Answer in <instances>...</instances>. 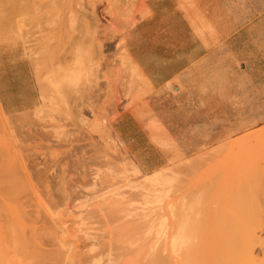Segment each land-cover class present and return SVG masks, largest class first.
Instances as JSON below:
<instances>
[{
    "label": "rangeland",
    "instance_id": "rangeland-1",
    "mask_svg": "<svg viewBox=\"0 0 264 264\" xmlns=\"http://www.w3.org/2000/svg\"><path fill=\"white\" fill-rule=\"evenodd\" d=\"M147 1L0 0V264H107L110 235L136 264H264V0H180L212 51L162 88L126 50Z\"/></svg>",
    "mask_w": 264,
    "mask_h": 264
},
{
    "label": "crops",
    "instance_id": "crops-1",
    "mask_svg": "<svg viewBox=\"0 0 264 264\" xmlns=\"http://www.w3.org/2000/svg\"><path fill=\"white\" fill-rule=\"evenodd\" d=\"M126 50L147 81L162 88L211 54V42L193 28L180 0H148L146 15L128 32ZM0 84L5 108L16 111L15 101Z\"/></svg>",
    "mask_w": 264,
    "mask_h": 264
},
{
    "label": "bare ground",
    "instance_id": "bare-ground-1",
    "mask_svg": "<svg viewBox=\"0 0 264 264\" xmlns=\"http://www.w3.org/2000/svg\"><path fill=\"white\" fill-rule=\"evenodd\" d=\"M149 83V82H148ZM192 163V162H191ZM193 164V163H192ZM218 178V177H217ZM238 183V182H237ZM244 186V185H243ZM212 187V186H211ZM208 188V187H207ZM245 188H247V187H245ZM158 189V188H157ZM241 189H242V187H241ZM246 190V189H245ZM193 191V190H192ZM243 191V190H242ZM241 193V192H240ZM206 194V193H205ZM120 195V194H119ZM128 195V194H127ZM142 195V194H141ZM199 195V194H198ZM172 196V195H171ZM170 196V197H171ZM201 196V195H200ZM151 197V196H150ZM178 197V196H177ZM202 197V196H201ZM244 198V197H243ZM201 199V198H200ZM221 199V198H220ZM231 200V199H230ZM236 200V199H235ZM256 201V200H255ZM115 202V201H114ZM114 202H112L113 204H114ZM120 202V201H119ZM119 202H116V203H119ZM193 202H195V201H193ZM190 203V202H189ZM200 203V202H199ZM249 204V203H248ZM111 205V204H110ZM120 206H122L121 204H119ZM186 205H188V204H186ZM256 205V204H255ZM114 206V205H113ZM169 206V205H168ZM191 206V205H190ZM116 207H118V206H116ZM122 209V208H121ZM124 209V208H123ZM134 209V208H133ZM249 209V208H248ZM112 210V209H111ZM113 211V210H112ZM119 210H117L116 212H115V210H114V212L113 213H111V214H109V217H108V219H109V224L112 222V221H114V222H121L122 221V223L121 224H119L120 225V227H123L122 229H121V231H123V233H127V231H136V230H142V229H150L149 227H152L153 226V224L155 223V218L156 217H150L149 215L148 216H145L143 219H141V220H139V223H137L136 225L135 224H133V223H129V220H128V222H127V219H125L126 218V216H122L121 215V213H119L118 212ZM121 211V210H120ZM123 211V210H122ZM202 211V210H201ZM150 212V211H149ZM186 212H187V210H186ZM151 213V212H150ZM153 213H155V212H153ZM200 213V212H199ZM156 214V213H155ZM206 214V213H205ZM222 214V213H221ZM238 214V213H237ZM154 215V214H153ZM190 216V215H189ZM223 216V215H222ZM208 217V216H207ZM188 218V217H187ZM158 219V218H157ZM136 220V219H135ZM174 220V219H173ZM100 221V220H99ZM131 221V220H130ZM204 221V220H203ZM202 220H201V222L202 223H204ZM188 223V222H187ZM236 223V222H235ZM133 224V225H132ZM163 224V223H162ZM201 224V223H200ZM228 225V224H227ZM178 226V225H177ZM202 226V225H201ZM200 226V227H201ZM163 227V226H162ZM182 227V226H181ZM227 227V226H226ZM164 228V227H163ZM221 228V227H220ZM120 229H119V231H120ZM147 230V231H148ZM151 230V229H150ZM149 230V232H151ZM225 230V229H224ZM229 230V229H228ZM81 231V230H80ZM227 231V230H226ZM238 233V232H237ZM240 233V232H239ZM121 234H122V232H121ZM145 234V233H144ZM149 234V233H148ZM130 235V234H129ZM174 235V234H173ZM233 237H235L233 234H231ZM121 236H123V235H121ZM125 236V235H124ZM138 236V235H137ZM253 236V235H252ZM117 237V236H116ZM131 237V236H130ZM148 237V236H147ZM211 237V236H210ZM85 238V237H84ZM112 238H113V236L112 235H110L109 236V241L106 243V244H101V243H96V245L98 246V245H102L103 247H104V251H105V254L107 255V258H108V260H104L105 262H107V264H128V263H130V262H134L135 263V261H130V260H126V258H128L127 257V253H128V251H127V247H125L124 245H120V248H117V246L115 245V243H113L112 242ZM222 238V237H221ZM92 239V238H91ZM134 239V238H133ZM145 239V237L143 238V240ZM214 239V238H213ZM240 239V238H239ZM246 239V238H245ZM121 240V239H120ZM139 240V239H138ZM199 240V239H198ZM232 240V239H231ZM208 241V240H207ZM223 241H224V239H223ZM242 241V240H241ZM131 242V241H130ZM143 242V241H142ZM105 243V242H104ZM146 243H148V241L146 242ZM150 243V242H149ZM192 243V242H191ZM153 244V243H152ZM224 244V243H223ZM262 244V243H261ZM95 245V244H94ZM151 245V244H150ZM149 245V246H150ZM155 245V244H154ZM245 245V244H244ZM259 246V245H258ZM101 247V246H100ZM222 247V246H221ZM156 248V247H155ZM206 248V247H205ZM233 248V247H232ZM231 248V249H232ZM141 249H142V247H141ZM154 249V248H153ZM221 249V248H220ZM139 250V252H140V249H138ZM143 250V249H142ZM141 250V251H142ZM151 250V249H150ZM155 250V249H154ZM203 250V249H202ZM246 250V249H245ZM144 251V250H143ZM206 251V250H205ZM228 251V250H227ZM230 251H232V250H230ZM233 251H235V250H233ZM233 251H232V253H233ZM88 252V251H87ZM136 252V251H135ZM158 252V251H157ZM156 252V253H157ZM177 252V251H176ZM225 252H226V250H225ZM136 253H138V251L136 252ZM148 253H150V255L152 254V250L149 252V250H148V252H147V254ZM156 253H154V251H153V254H154V256L152 255V260H150V261H148L147 260V262H151L152 264H160L161 262L159 261V256H157V254ZM218 253V252H217ZM228 253V252H227ZM231 253V252H230ZM252 253V252H251ZM139 255H140V253H138ZM147 254H145V255H147ZM210 254H212L211 252H210ZM214 254V253H213ZM224 254V253H223ZM246 254V253H245ZM104 255V254H103ZM142 255V254H141ZM207 255V254H206ZM205 255V256H206ZM235 255V254H234ZM253 254H251V256H252ZM63 256V255H62ZM160 256H161V254H160ZM186 256V255H185ZM213 256V255H212ZM227 256L229 257V256H231V255H226L225 257L227 258ZM244 256V255H243ZM9 257V256H8ZM193 257V256H192ZM204 257V256H203ZM215 257H217V256H215ZM238 257V256H237ZM246 257V256H245ZM250 257V256H249ZM151 258V257H150ZM182 258V257H181ZM225 258V259H226ZM232 258V257H231ZM234 258V257H233ZM233 258H232V260H233ZM253 258V257H252ZM10 259V258H9ZM162 259V258H161ZM187 259V258H186ZM207 259V258H206ZM213 259V258H212ZM230 259V258H229ZM235 259V258H234ZM92 261H93V259H91ZM205 260V259H204ZM224 260V259H223ZM237 260H238V258H237ZM243 260V259H242ZM73 261V260H72ZM95 261V260H94ZM93 261V262H94ZM96 262V261H95ZM94 262V263H95ZM159 262V263H158ZM162 262H164V261H162ZM150 263V264H151ZM227 263V262H226ZM133 264V263H132ZM136 264V263H135Z\"/></svg>",
    "mask_w": 264,
    "mask_h": 264
}]
</instances>
